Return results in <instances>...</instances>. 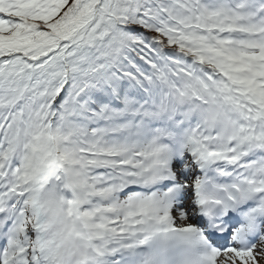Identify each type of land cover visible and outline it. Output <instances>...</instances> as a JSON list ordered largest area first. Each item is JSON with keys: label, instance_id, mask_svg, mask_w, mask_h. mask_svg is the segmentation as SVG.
Returning a JSON list of instances; mask_svg holds the SVG:
<instances>
[{"label": "snow or ice", "instance_id": "obj_1", "mask_svg": "<svg viewBox=\"0 0 264 264\" xmlns=\"http://www.w3.org/2000/svg\"><path fill=\"white\" fill-rule=\"evenodd\" d=\"M0 264H264V0H0Z\"/></svg>", "mask_w": 264, "mask_h": 264}]
</instances>
